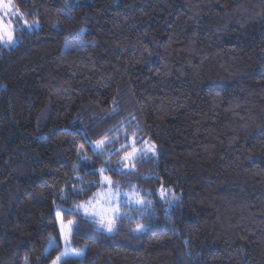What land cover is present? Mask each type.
Instances as JSON below:
<instances>
[{"label": "trees", "instance_id": "1", "mask_svg": "<svg viewBox=\"0 0 264 264\" xmlns=\"http://www.w3.org/2000/svg\"><path fill=\"white\" fill-rule=\"evenodd\" d=\"M13 1L39 27L0 38V264H264V0ZM101 168L147 201L111 234L72 211L98 184L65 195Z\"/></svg>", "mask_w": 264, "mask_h": 264}, {"label": "rangeland", "instance_id": "2", "mask_svg": "<svg viewBox=\"0 0 264 264\" xmlns=\"http://www.w3.org/2000/svg\"><path fill=\"white\" fill-rule=\"evenodd\" d=\"M39 27V22L27 21L25 17V13L20 10L14 3L13 0H0V38L4 45L14 46L18 41L19 38L16 37L15 32L18 30H33ZM9 35L12 36V40L9 41ZM109 142V139H106L105 144ZM147 142V144L145 143ZM135 143L134 147L136 149L135 153L129 159H125L128 154L133 153V141L130 142V146L125 150H122L119 154V161L123 162L124 165L122 168H119L122 172L130 170L131 164L133 161L139 157L140 155L144 154H155V153L148 151V145L153 143L149 141ZM94 149L100 151L101 148H96V143L94 144ZM86 163V158L83 155H80L78 158L77 167L79 168L80 165ZM102 169V168H101ZM100 171V170H99ZM104 177H108L111 181V186L109 183L104 179ZM79 183L75 184L72 189L68 192H65V195L69 193L77 194H84L85 191L89 190L92 185H97L98 188L92 190L89 196L86 199L76 203L72 208L76 214L84 216L91 221H93L96 225L98 230H101L105 233L111 234L115 228V221L116 218L122 214L123 207H133V208H143L146 204V198L141 194L135 182H132L124 177H113L110 173H106L105 170L103 174L100 173V179L96 182H92L89 184H85L79 179L77 176ZM118 194V201L113 199L109 203V195L111 193ZM72 199V197L70 198ZM137 199H141L143 203H137ZM75 203V201H74ZM83 205L84 207H81ZM110 207H118V211L113 213L108 211ZM85 208H87L88 215H85ZM95 213V214H93ZM105 216L107 218L113 219L114 223L112 225L113 231L108 232L106 229L107 220L101 221V216Z\"/></svg>", "mask_w": 264, "mask_h": 264}, {"label": "snow or ice", "instance_id": "3", "mask_svg": "<svg viewBox=\"0 0 264 264\" xmlns=\"http://www.w3.org/2000/svg\"><path fill=\"white\" fill-rule=\"evenodd\" d=\"M8 39H9V41H11L12 40V36L11 35H9V37H8ZM106 137L104 138V139H100V140H98V141H96V148H102L104 145H105V141H106ZM136 143V141L133 139V153H130V154H128V156H126L125 157V159H129V157H132L133 156V154L135 153V151H136V149H135V147H134V144ZM146 144H147V142H145ZM127 146V145H126ZM148 147V151H151V152H153V153H155V145L154 144H151V145H148L147 146ZM99 154V153H98ZM103 172H104V169L102 168V169H100V173L101 174H103ZM104 179L109 183V186H111V181H110V179L108 178V177H104ZM162 191H164L163 189H162ZM113 199H115V200H117L118 201V194L117 193H115V192H113V193H111L110 195H109V203L111 202V200H113ZM137 203H143V201L141 200V199H137V201H136ZM81 207H84L83 205H81ZM119 209H118V207H110L109 209H108V211H111V212H113V213H115V212H117ZM93 214H95V213H93ZM85 215L87 216L88 215V211H87V208H85ZM57 218L59 219L60 218V215H59V212H57ZM105 220H107V223H106V229H107V231L108 232H112L113 231V227H112V225H113V223H114V221H113V219H111V218H107V217H105V216H101V221L103 222V221H105ZM72 221H69V230H68V232L66 233L65 232V226L63 225V223H61V240L62 241H64V243H65V253H64V255L66 256L67 254H68V252L70 251V249L68 248V243H69V238H70V235L72 234V228H71V225H72ZM143 225H138L137 226V231H140V230H142L143 229ZM60 259H61V257H57V260L56 261H54L53 262V264H58V262L60 261Z\"/></svg>", "mask_w": 264, "mask_h": 264}]
</instances>
